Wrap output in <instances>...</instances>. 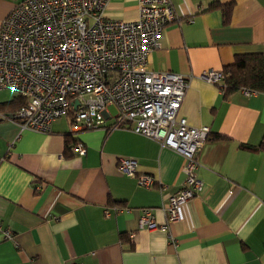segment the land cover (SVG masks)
<instances>
[{"label":"crops","instance_id":"1","mask_svg":"<svg viewBox=\"0 0 264 264\" xmlns=\"http://www.w3.org/2000/svg\"><path fill=\"white\" fill-rule=\"evenodd\" d=\"M21 1L0 0V22ZM171 1L177 18L147 66L189 76L178 117L210 130L196 154L201 187L182 219L167 227L163 211L185 179L179 152L116 126L114 106L102 127L73 131L66 114L48 132L22 129L8 116L25 99L3 89L0 224L13 238L0 234V264H264V85L224 96L200 77L235 55L264 51V0ZM213 2L231 4L227 22ZM104 16L134 20L137 0H108ZM77 142L83 154L72 151ZM121 157L135 159L152 185L120 171ZM143 209L157 229L138 228Z\"/></svg>","mask_w":264,"mask_h":264},{"label":"built area","instance_id":"2","mask_svg":"<svg viewBox=\"0 0 264 264\" xmlns=\"http://www.w3.org/2000/svg\"><path fill=\"white\" fill-rule=\"evenodd\" d=\"M107 1L15 3L0 22V90L10 89L25 99L8 116L22 129L48 132L70 107L74 109L73 131L102 127L108 107L114 106L116 126L179 152L186 160L185 179L163 205L169 227L182 219L183 204L201 187L196 154L210 130L178 117L189 76L147 66L163 29L177 18L172 1L137 0V17L130 21L105 17ZM200 77L222 82L220 71L207 70ZM71 149L85 152L78 142ZM117 166L140 186L149 187L154 181L151 175L136 172L133 158L121 157ZM138 228H158L150 209L141 211ZM0 234L13 238L12 231L1 224ZM169 237L176 242L174 236Z\"/></svg>","mask_w":264,"mask_h":264},{"label":"trees","instance_id":"3","mask_svg":"<svg viewBox=\"0 0 264 264\" xmlns=\"http://www.w3.org/2000/svg\"><path fill=\"white\" fill-rule=\"evenodd\" d=\"M230 5L228 4V7L213 2L210 8H221L224 22H227ZM220 72L222 76L220 86L224 96L240 89L261 91L264 85V51L235 55L233 63L224 66ZM22 104H19L17 108ZM73 113L74 109L70 107L67 115L71 117V120ZM259 147L264 149V138L260 142Z\"/></svg>","mask_w":264,"mask_h":264},{"label":"water","instance_id":"4","mask_svg":"<svg viewBox=\"0 0 264 264\" xmlns=\"http://www.w3.org/2000/svg\"><path fill=\"white\" fill-rule=\"evenodd\" d=\"M76 104V103H75Z\"/></svg>","mask_w":264,"mask_h":264}]
</instances>
